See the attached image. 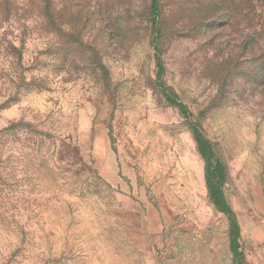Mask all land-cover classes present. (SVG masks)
Masks as SVG:
<instances>
[{
	"label": "rangeland",
	"instance_id": "rangeland-1",
	"mask_svg": "<svg viewBox=\"0 0 264 264\" xmlns=\"http://www.w3.org/2000/svg\"><path fill=\"white\" fill-rule=\"evenodd\" d=\"M153 5L0 0V264H264V0Z\"/></svg>",
	"mask_w": 264,
	"mask_h": 264
},
{
	"label": "trees",
	"instance_id": "trees-1",
	"mask_svg": "<svg viewBox=\"0 0 264 264\" xmlns=\"http://www.w3.org/2000/svg\"><path fill=\"white\" fill-rule=\"evenodd\" d=\"M154 1V5H153V8H156V0H153ZM198 142H199V145L201 146L202 150H204V143H205V140L203 137L199 136L198 137ZM212 178L210 177L208 179L209 181V191H210V194H211V198L213 199L214 203L219 207L220 210L226 212V213H229V207L227 205V202L223 196V193L221 191H219V187L211 180ZM234 229H235V233H236V225L234 223ZM233 245L234 246H237L240 250V238L237 236H235L233 238ZM239 258H241V263L240 264H248L247 262H243V259H244V253L240 250V255L238 256Z\"/></svg>",
	"mask_w": 264,
	"mask_h": 264
}]
</instances>
